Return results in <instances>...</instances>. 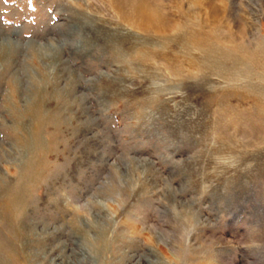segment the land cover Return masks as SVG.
<instances>
[{"label":"rangeland","instance_id":"1","mask_svg":"<svg viewBox=\"0 0 264 264\" xmlns=\"http://www.w3.org/2000/svg\"><path fill=\"white\" fill-rule=\"evenodd\" d=\"M0 264H264V0H0Z\"/></svg>","mask_w":264,"mask_h":264},{"label":"bare ground","instance_id":"2","mask_svg":"<svg viewBox=\"0 0 264 264\" xmlns=\"http://www.w3.org/2000/svg\"><path fill=\"white\" fill-rule=\"evenodd\" d=\"M229 94H230V93H229ZM37 113H38V112H36V115H37ZM39 114H40V113H39ZM36 117H37V116H36ZM39 118H41V117H39ZM36 119H37V118H36ZM38 121H40V120H38ZM38 121H37V122H38ZM41 121H42V120H41ZM41 125H42V124H41ZM40 129H41V128H40ZM38 133H39V132H38ZM34 137H35V136H34ZM34 139H35V138H34ZM35 165H36V164H35ZM31 170H32V169H30V171H29L28 166H26L25 169H24V174H23V175H24L25 178H27V181L31 178V177H30V175H31V174H30ZM25 178H24V179H25ZM23 181H24V180H23ZM29 181H31V180H29ZM24 182H25V181H24ZM21 183H22V182H21ZM22 184H23V183H22ZM22 184H21V185H22ZM15 185H16V184H15ZM26 186H27V183H26ZM17 188H18V187H17ZM21 188H22V187H21ZM22 190H23V189H22ZM24 191H25V190H24ZM7 195H8V197H9L8 200H9L10 202H16V201L20 200V199H18V195H19L18 193H15V192H13V193H12V192H9ZM23 195H24V194H23ZM20 196H21V195H20ZM20 196H19V197H20ZM22 199H23V198H22ZM6 203H7V202H6ZM6 203H4V204L6 205ZM23 204H24V203H23ZM5 205H4V206H5ZM16 206H17V205H16ZM8 211H9V210H8ZM12 212H13V211H12ZM7 242H9V241H7ZM9 243H10V242H9ZM9 247H10V250H9V249H7V250H9L10 253L13 255V253H12L13 249H11V248H12L11 245H9ZM5 249H6V248H5ZM2 250H3V249H2ZM11 260H12V259H11ZM13 260H14V259H13ZM7 261H8V260H7Z\"/></svg>","mask_w":264,"mask_h":264}]
</instances>
